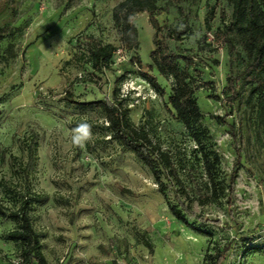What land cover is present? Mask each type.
<instances>
[{"label":"rangeland","instance_id":"1","mask_svg":"<svg viewBox=\"0 0 264 264\" xmlns=\"http://www.w3.org/2000/svg\"><path fill=\"white\" fill-rule=\"evenodd\" d=\"M121 1L0 0V151L9 150L1 174L22 193L42 197L30 215L48 264H214L207 257L226 244L232 248L225 264H264V112L250 81H237L236 98L229 89V77L246 67L241 44L233 56L214 45V32L223 26L221 10L231 15L229 0H185L179 6L163 0L158 17L165 37L186 24L191 28L189 37L168 43L181 67L189 68L203 115L199 125L208 131L202 144L219 154L224 186L237 158L231 125L238 137L242 168L234 205L228 204L227 189L218 199L201 192L202 167L191 171L188 194H179L192 212L223 226L203 225L189 215L188 223L178 221L168 205L176 202L173 192H159L151 170L110 138L104 114L64 101L67 90L92 101L112 98L118 88L137 127L144 125L178 161L194 162L197 142L169 105L173 79L156 68L150 72L166 90L161 97L133 63L134 53L122 47L113 23V8ZM209 5L217 7L210 32L205 24ZM133 23L147 72L155 30L147 13L133 17ZM88 35L117 48L112 70L97 75L81 56V40ZM203 37L211 47H203ZM84 120L92 125L94 140L81 149L69 138ZM34 133L37 149L30 169L13 176L9 156L27 164L21 142L30 144ZM208 194L209 199L201 197ZM0 202L13 207L2 195ZM16 227L0 217V264H21L19 245L4 237Z\"/></svg>","mask_w":264,"mask_h":264},{"label":"trees","instance_id":"2","mask_svg":"<svg viewBox=\"0 0 264 264\" xmlns=\"http://www.w3.org/2000/svg\"><path fill=\"white\" fill-rule=\"evenodd\" d=\"M161 1L163 0H123L113 8V23L119 31L123 49L126 52L134 53L133 63L139 67L142 77L157 94L165 97L166 90L158 78L150 73L154 68L164 78L173 79V93L169 97V105L175 111L177 119L184 124L197 142L198 148L195 150L194 162L187 166L182 163V160L178 161L169 150H165L160 144L154 142L144 125L137 127L130 118L124 100L119 98L118 88L114 91L112 98L105 97L101 100L84 101L76 97L73 91L67 90L63 99L67 104L80 109L99 110L104 114L110 138L117 141L124 150L132 152L140 162L151 170L159 192L163 195H166L168 191L173 192L176 202H169L168 205L171 214L178 221L188 223L186 216L189 215L203 225L213 224L220 227L223 226L220 220H210L192 212L179 194H188L186 181L191 176V171L202 167L206 179L204 182L201 180L203 183L201 192L203 190L209 192L212 199H218L221 192L227 189L229 192L228 204L234 205L236 181L242 168L241 148L234 126L231 125L237 158L228 185L224 186L223 181L220 180L219 166L221 160L219 154L207 150L202 144V139L207 136L208 131L199 125L203 115L195 91L190 84L189 68L183 69L181 67L179 56L171 50L168 43V39L182 41L189 37L192 33L191 28L186 24L183 28L171 30L165 37L163 34L164 27L158 19L163 11L159 6ZM167 1L170 5L179 6L185 0ZM229 2L232 6L231 15L229 16L225 10H221L220 18L223 26L214 32V45L218 48L226 47L229 54L233 56L237 51V43L241 44L247 54L246 67L239 75L229 77V89L232 92V97L236 98L238 95L237 81L241 79L250 81L254 95H259V106L264 112V0H229ZM141 13L148 14L149 22L155 30L156 37L155 49L150 55L153 65L147 66V72L143 71L144 64L139 54V32L133 23V17ZM216 17V5H209L205 19L207 31L213 30V22ZM201 42L205 44L204 48L207 45L211 47V44L207 43L206 37H203ZM80 46L83 50L81 56L87 57L95 74H104L105 71L112 70V61L117 51L114 45L105 44L99 38L88 35L81 40ZM218 120L222 121L220 118ZM222 123L225 124V122ZM37 137V134L34 133L30 144L24 142L25 140L21 142L27 148L29 158L27 164L22 165V161L18 157L9 156L13 176H17L20 171L28 173L35 157ZM8 152L7 148L0 151V195L11 202L13 207L7 208L0 202V217L15 221L17 227L4 234V237L7 241L19 245L21 264H48L42 252L41 237L35 230L30 215V211L36 203L41 201L42 197L36 193H22L12 178L8 180L1 174ZM190 185L189 187H191ZM209 194L201 197L209 199ZM231 248V244H226L216 256H208L207 258L212 259L214 264H225Z\"/></svg>","mask_w":264,"mask_h":264},{"label":"clouds","instance_id":"3","mask_svg":"<svg viewBox=\"0 0 264 264\" xmlns=\"http://www.w3.org/2000/svg\"><path fill=\"white\" fill-rule=\"evenodd\" d=\"M69 139L73 146L81 149L85 148L88 143L94 140L92 125L87 120L82 121L72 129Z\"/></svg>","mask_w":264,"mask_h":264}]
</instances>
